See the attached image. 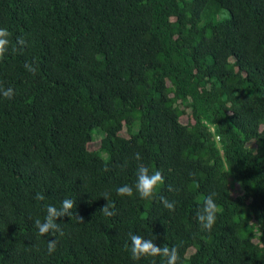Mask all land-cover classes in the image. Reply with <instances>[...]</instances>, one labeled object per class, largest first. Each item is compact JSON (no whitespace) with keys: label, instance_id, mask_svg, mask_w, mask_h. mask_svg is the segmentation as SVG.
Listing matches in <instances>:
<instances>
[{"label":"trees","instance_id":"obj_1","mask_svg":"<svg viewBox=\"0 0 264 264\" xmlns=\"http://www.w3.org/2000/svg\"><path fill=\"white\" fill-rule=\"evenodd\" d=\"M0 28V264H165L132 259L130 232L178 264H264V0H0ZM138 163L162 172L151 199L117 194ZM65 198L84 223L39 235Z\"/></svg>","mask_w":264,"mask_h":264},{"label":"clouds","instance_id":"obj_2","mask_svg":"<svg viewBox=\"0 0 264 264\" xmlns=\"http://www.w3.org/2000/svg\"><path fill=\"white\" fill-rule=\"evenodd\" d=\"M10 36L11 33L7 28H0V58H2L5 52L8 50L10 45ZM15 43L17 46H19V48H23L25 46V40L23 37H18ZM13 50H16V48H13ZM25 68L33 75H35L37 71V69L32 64L26 63ZM14 95L15 92L13 88H4L0 86V96L6 99H12ZM134 158L139 162L141 160L140 153H135ZM163 183L164 178L160 170L150 171L149 168L143 163H138L135 184H124L118 187L117 194L120 196L131 197L135 192L141 199H151L155 189H157V187ZM169 191H172L171 187H169ZM216 195V192L208 194L204 198L203 206L197 211L196 218L202 231H210L216 222V214L218 212V205L215 202ZM103 198L107 201V203L100 209V213L107 217L114 216L116 214L114 210L115 205L109 202L108 193H104ZM35 199L38 201H43L45 196L37 193ZM160 200L166 209L169 211H174V202H170L163 196L160 197ZM75 205L76 202L68 198H65L61 201L59 208L49 204L46 208V215L43 220L36 219L34 221V225L38 231V234L41 236L47 235L49 233H52L53 235H63L60 223L57 222L58 219L62 217H68L70 219L74 217L78 222L84 223L83 217L72 211ZM128 236L130 245L129 243H126L125 249L130 250L132 259L138 260L141 257L149 256L163 257L165 264H178L180 257L176 247H169L166 244L158 246L153 239H145L143 236L133 234L131 232L128 234ZM57 243L58 241L54 239L47 242L49 254L55 251Z\"/></svg>","mask_w":264,"mask_h":264},{"label":"rangeland","instance_id":"obj_3","mask_svg":"<svg viewBox=\"0 0 264 264\" xmlns=\"http://www.w3.org/2000/svg\"><path fill=\"white\" fill-rule=\"evenodd\" d=\"M189 120H190V116H188V117H184V118L182 119V122H183V123H186V122L189 121ZM92 137H93V139L97 137L96 130H93ZM100 145H102V142H101L99 139H94L93 141H91V142L89 143V146H88V147H89V149H91V150H93V149L95 150V149H98ZM101 157H102L103 159H106V158H107V154H101ZM252 242H254V239H251L250 237H247V238H246V242H245V243L250 244V243H252ZM190 252H191V251H189L188 254H189Z\"/></svg>","mask_w":264,"mask_h":264}]
</instances>
